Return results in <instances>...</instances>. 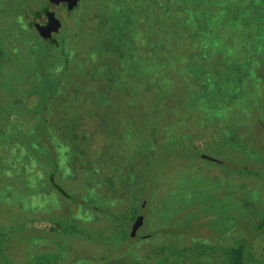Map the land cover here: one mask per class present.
Here are the masks:
<instances>
[{
    "label": "rangeland",
    "instance_id": "374dc122",
    "mask_svg": "<svg viewBox=\"0 0 264 264\" xmlns=\"http://www.w3.org/2000/svg\"><path fill=\"white\" fill-rule=\"evenodd\" d=\"M10 2L0 0V12L1 8H15L24 11V19H16V15L1 16L0 13V34L9 23L18 24L14 32H9L13 33L3 44L7 51L14 53L17 48L25 49L28 41L30 48L27 50L33 53L31 50L42 49L43 40L64 37L73 56L66 77L68 83L50 107L48 123L49 133L54 137L53 144L58 148L55 151L59 164L57 178L68 192L78 197L89 188L100 193L96 197H108L104 199L105 203L129 212L137 207L139 182L150 172L153 161L161 156L166 145L176 143L186 148V144L193 141L198 151L203 153L217 149L218 153L212 151L210 154L221 162L198 158L194 150L170 155L166 159H159L162 165L156 181L155 202H160L159 198L166 195L170 196V203L176 201L183 204L192 195L190 211L199 210L194 204L195 200L209 213L202 216L191 214L190 219L186 220L188 231L195 232L187 236L185 244L200 242L202 238L209 246L217 247L214 252L218 256L221 251L218 247L237 246L243 242L246 234L258 236L264 233L251 229L264 218V131L261 130L264 116L261 118L239 111L238 102L234 104V110L223 109V114L221 108H218V112L203 107H190L184 111L176 109L181 100L179 97L177 99L172 86L165 83L175 78L172 74L175 71H164L161 62L158 64L153 59H143L148 58L144 50L146 47L153 52L157 48L169 50L179 47L176 39L170 40L172 33H207L212 28V25L208 26V15L217 17L216 13L228 0H79L76 6L33 0L26 2V7L18 2H12L10 6L7 4ZM49 3L48 9L54 11L61 22L59 31L44 37L34 28L33 32L23 33V39L18 41L21 31L33 21L34 12L39 15ZM183 6H188L191 14L189 10L182 11ZM200 6L201 10L196 13ZM129 11L132 12L128 15ZM201 11H205V14L201 15ZM146 14L155 20L160 18L164 25L162 29L155 30L161 31V34L151 32L155 36L154 42L157 38L160 43L144 45L142 42L149 30L146 29L144 33L139 21H144ZM195 14L201 16L196 17ZM222 14L225 17V12ZM184 15L188 16V25L184 23ZM131 21L136 23L132 32L128 31ZM76 54L78 56H74ZM258 62L257 72L260 71L264 77V59ZM123 67L124 73L127 72L126 81L120 79V73L117 76L111 73L114 68ZM211 74L191 82V90L184 95L191 96L194 90H208L211 82L205 76ZM148 83L152 84L149 89L146 87ZM36 95L41 96V93ZM109 98L115 100L109 102ZM35 99L32 96L22 103L28 112H32L34 105H37ZM103 105L104 108L100 109ZM16 110L12 109V112ZM18 114L25 115L21 112ZM18 119L12 114L5 121L0 120V227L8 231L20 221L25 223L27 229L21 232L15 230L6 249L4 247L5 254L0 253V264L8 256L13 264H23L38 253H53L57 250L55 240L60 238H67L70 242L75 253L73 257L85 256L94 260L83 264H146L140 259L143 254L175 240L172 235L165 234L153 237L155 232L161 230V224L154 216L156 205L153 215L150 212L152 204L146 207L145 203L142 213L136 214L129 230L131 234L132 224L138 215H143L144 223L136 236L130 235L143 241L136 242L135 246L121 253L119 259L110 251L111 244L65 237L61 229L55 228V223L68 214L75 220H83L82 224L90 223L93 230L110 229L111 224L100 223L95 214L83 212L76 203L66 200L53 189L44 195L35 194L47 182L37 162L39 155L36 150L40 141L31 138V149L28 150L23 146L19 134L25 130L26 139L29 140L30 134L38 128L40 119L36 118L35 123L30 116L23 124ZM221 129L227 137L220 136ZM237 142L248 149L246 153L254 154L251 159L234 149ZM242 167H248V170L242 171ZM200 181L205 184V189ZM151 198L149 194L147 200ZM210 198L214 207L210 206ZM203 224L207 229L198 231ZM242 227H248L251 233ZM37 236H42V239H35ZM258 238L252 237L250 244L256 259L261 257L257 264H264V241L262 237ZM103 255H109L111 259L107 262L95 261ZM180 261L172 258L161 264H199L196 261ZM221 261L212 257L200 264H222Z\"/></svg>",
    "mask_w": 264,
    "mask_h": 264
},
{
    "label": "trees",
    "instance_id": "16d2710c",
    "mask_svg": "<svg viewBox=\"0 0 264 264\" xmlns=\"http://www.w3.org/2000/svg\"><path fill=\"white\" fill-rule=\"evenodd\" d=\"M28 1L33 0H11V2L7 4L12 6V2L16 4L18 2V4H25L24 6L26 7V2ZM147 1L152 2V0ZM199 3L201 4L202 2L199 1ZM48 6L50 7V3L45 6V10L48 9ZM183 7L182 11L189 10L190 12L188 6ZM201 8V6L198 7L196 13L199 12ZM42 11H44V9L41 10V12ZM1 12V16L16 15V19H22V21L24 19V11H18L15 8H1ZM131 12L132 11H129L128 15ZM222 12H225V17ZM203 14H205V11H201V15ZM201 15L195 14L194 16L199 17ZM216 15H218L219 18L212 14L208 15V26L210 27V25H212V28L207 31V33H172L170 40L176 39L179 47L169 50L157 48L156 52L150 51V48L146 47L144 50L147 51L148 58L143 59H153L158 64L161 62L160 65H162L164 71L169 69L175 71V74L172 73L175 78L173 80H166L165 83L168 86H172L171 89L176 94L177 99L179 97L181 100L180 102L178 101V104L175 106L176 109L181 108V110L184 111L190 107H203L206 110H217L218 112V108H221L223 114V109L229 111L233 108L234 110V104L238 102L241 109L239 111L263 118L264 77L260 74V71L257 72V65L259 64L258 61L264 59V0H228V3L222 7V10L216 13ZM182 17L184 23L188 25V16L184 15ZM213 18L216 19L214 20ZM133 24H136L135 21L130 22L131 28H128V31H133ZM139 25L144 27V33H146V29L149 30V33H146L142 41L144 45H152L155 36L152 35L151 32L162 29L164 26L160 18L155 20L154 17L149 16V14H146L144 21H139ZM17 26L18 24L9 23L0 34V112L3 110L0 114V120L5 121V119L9 118L12 114L16 119L17 117L20 118L17 120L20 124H23L27 117L30 116L33 117L35 123L38 118L40 119L38 128H36L33 134H30L29 140L26 139L25 130L22 131L23 135L22 133L19 134L23 146L28 150L29 148L31 149V138L40 141L36 150L39 155L37 162L42 167L47 182L44 187L35 191V194L44 195L50 192V189H53V191L64 196L66 200L76 203L83 212L95 214L99 218L98 221L100 223L111 224L110 229L93 230L90 223L82 224L81 221L83 220H75L68 214L66 217H61L59 221H56L55 228L57 230L61 229L65 237H79L87 240H95L103 245L111 244L112 247L110 251L114 253L113 256H115V258L117 257V259H119L121 253H125L127 249L135 246L136 242L143 241L137 237H130V225L136 214L142 213L143 203L147 205L146 207L152 204L150 212L154 215L153 207L156 205L157 210H155L154 216L161 224V230L159 229L155 232L153 237L165 234L167 236L172 235L175 240L167 246H162L159 249H151L149 252L143 254L140 259H143L146 264H161L162 261L172 258H175L176 261L181 260L180 262H182V260L183 262L196 261L200 264L212 259V257L220 261L222 260V264H257L258 259L260 260L261 257L256 259L257 257L255 256L253 246L250 244V240L252 237H259L258 239L262 237L264 241V233L258 236L246 234V238L237 246H231L229 248H225L226 246L218 247L221 251H219L218 256H215L214 251L217 247L214 248L213 246H209L202 238L200 242L193 241L187 245L185 244L187 236L195 232L188 231L186 227L189 228V224H187L186 220L190 219L191 214L197 213L196 216H202L204 213L205 215L209 214L204 211V207L200 202L197 204L195 203L197 201L194 200V204L198 206L199 210L194 212L191 208L193 213L189 209L192 203V195H189L185 199L186 202L183 204H180V202L177 204L176 201L175 203H170V196L166 195H164V198H159L160 202H155V195L157 192L156 181L162 165L159 159L163 160L170 155L174 156L183 152L189 153L191 150H194L195 156L198 157L197 154L203 152L198 151L193 141H189L188 144H186L188 146H185L186 148L179 147L180 145L178 146L176 143L166 145L161 156L156 161H153L150 172L139 182V193L136 194L137 207L129 212L122 210V208H119L117 205L112 207L109 202L105 203L104 199H108V197H96L97 194L100 193L93 192V190L89 188H86L78 197L68 192L57 178L59 164L55 157V151H57L58 148L53 144L54 137L51 132L49 133L48 123L51 117L50 107H52L59 92L68 83L66 77L70 71L73 56L71 57L69 44L64 37H60L59 40L55 38L53 40H43L41 45L42 49L31 50L33 53L27 50L30 46L28 41L26 42L27 47L25 49L17 48L14 53L7 51L3 44L6 43L5 40L10 38L14 32V27L17 28ZM26 26L27 28L21 31L18 41L22 38L23 33L34 31L32 22ZM10 31L13 32L9 34ZM155 33L159 35L161 31H155ZM154 43L160 42H158L156 38ZM74 56L78 55L76 54ZM123 69L124 67L122 69L114 68L111 73L115 76L120 73V79L126 81L127 72L124 73ZM148 70H151V68L148 67ZM176 70L178 71L177 73ZM92 72L96 73V71ZM208 73H212L209 77L205 76L206 80L209 79L211 82L208 90L202 92L194 90L191 96L184 95L185 92L191 90V82H194L198 78H203L204 75ZM131 81L134 82L133 78ZM146 87L149 89L152 87V84L148 83ZM248 91L251 93H247ZM36 93H41V96H37ZM251 94L253 95L252 97L250 96ZM32 96L36 97L35 100L37 101V105H34L32 112H28L22 103ZM114 97L116 98L117 96ZM7 100L9 104H6L8 102ZM38 100L40 101L39 104ZM113 100L109 98V102ZM118 103L121 104V102ZM102 108H104V105L100 109ZM12 109L17 110L12 112ZM239 111H236L237 114H239ZM20 112L25 113V115H19L18 113ZM34 118L37 119L35 120ZM261 122L263 124L264 120ZM261 130L264 131L263 126ZM230 133L231 132H229V134ZM4 134L11 136L10 134ZM220 136L227 137L222 129ZM234 149L240 155L249 157V159L254 155L252 153H246L248 149L241 142L235 143ZM212 151L218 153L217 149ZM212 151H206L204 154L213 157V155L210 154ZM41 155H44V157ZM241 170L246 171L248 167H242ZM199 183H201V181ZM201 184L205 189V184L203 182ZM149 194L152 198L148 201ZM211 199L212 198L208 201L210 206L213 205L214 207V202L213 200L211 201ZM24 224L25 223L19 221L17 225L11 226L8 231L0 227V247L3 245V248H0V250H2L0 251L1 255L5 254L6 245L10 242L11 236L14 235L15 230L21 232L27 229V226ZM242 228L251 233L248 227ZM204 229L207 228L203 224L199 226L197 230L200 231ZM251 229L263 232L264 218L258 225H253ZM56 232L53 233L57 234ZM35 239L40 240L42 236H37ZM55 246L57 249L55 252L38 253L37 256L27 259L23 264H83L86 262H94L93 258L90 257H73L75 253L67 238L65 240L63 238L59 240L56 239ZM109 257V255H103L99 260L95 261L107 262L111 259ZM2 264L13 263L8 256L5 259L3 258Z\"/></svg>",
    "mask_w": 264,
    "mask_h": 264
},
{
    "label": "water",
    "instance_id": "95a60500",
    "mask_svg": "<svg viewBox=\"0 0 264 264\" xmlns=\"http://www.w3.org/2000/svg\"><path fill=\"white\" fill-rule=\"evenodd\" d=\"M51 4L54 2H63L69 4V6H76L79 2V0H49ZM33 27L42 35L49 36L53 33H56L59 31L61 28V22L60 20L56 17L54 11L51 9H46L42 11L39 15L35 14L33 17L32 21ZM198 157L209 160L211 162H221L215 157H212L208 154L204 153H198ZM144 206V204L142 205ZM144 223V216L143 215H138L136 218L135 222L131 226V237L136 236L137 230L143 225Z\"/></svg>",
    "mask_w": 264,
    "mask_h": 264
}]
</instances>
